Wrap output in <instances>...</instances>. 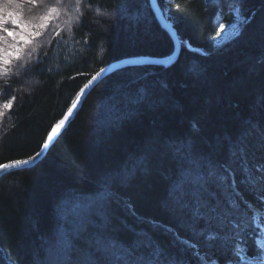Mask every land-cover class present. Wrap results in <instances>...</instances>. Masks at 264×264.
<instances>
[{
    "label": "trees",
    "instance_id": "1",
    "mask_svg": "<svg viewBox=\"0 0 264 264\" xmlns=\"http://www.w3.org/2000/svg\"><path fill=\"white\" fill-rule=\"evenodd\" d=\"M158 1L182 40L177 59L111 73L41 160L0 177V264H37L61 226L63 264L260 256L264 220L252 207L264 208V183L255 182L264 166V0ZM234 21L240 33L218 44L219 25ZM47 35L0 73V164L35 156L108 63L174 49L149 0H84L77 19ZM97 120L110 124L97 130ZM209 172L225 219L210 220L194 195L197 175Z\"/></svg>",
    "mask_w": 264,
    "mask_h": 264
},
{
    "label": "snow or ice",
    "instance_id": "2",
    "mask_svg": "<svg viewBox=\"0 0 264 264\" xmlns=\"http://www.w3.org/2000/svg\"><path fill=\"white\" fill-rule=\"evenodd\" d=\"M84 0H75L76 5L79 6L83 4ZM23 3L32 4L33 6L38 7L40 4L44 3V0H3L0 3V32L6 33V35L0 36V41H7L9 37H14L20 35L19 32L14 30H10L9 28L5 27V25L9 24V22L15 26L16 28L19 27H27L26 24H22L21 21V13L18 11H10L9 9H20ZM63 3V0H56L55 4L47 6V10L45 13L37 17L36 19L39 20V23L36 25L37 31L31 33L33 36L41 35V32L44 28L48 26L49 21L54 18L58 17L61 14V7L60 5ZM224 24L219 25V31H224L225 29ZM30 41L25 40L24 45L21 47H17L15 44L11 46V50L7 45L0 46V73L7 75L11 71V65L13 63V57L16 60L22 58L24 54V48L28 46ZM105 69L101 68L95 75L92 76V80H96ZM79 100V96L76 98ZM15 97H12L6 103L3 104V108L11 109L13 105V101ZM76 107V101L72 102V106L68 108L67 115H64L62 119H60L52 128L51 132L48 136V139L51 140L54 136H56L57 132L64 126L65 122L68 120V117L72 115V110ZM34 159V158H30ZM191 165H196L197 162L195 160L189 161ZM29 163V160H14L10 163H2L0 164V171L5 169H14L19 168L21 165H25ZM258 173H261L257 177H255V182L257 183H264V166L258 167L256 169ZM197 179L199 184L196 187V191L194 195L196 199L199 201L200 207L206 210V215L209 216V219H216L221 220L227 218L228 211L226 210L221 204L213 203V194L209 191L210 185L212 183V173L209 172L206 176L203 174H198ZM251 180V178H249ZM191 182H189V188H191ZM264 195V194H262ZM239 227V224L236 225ZM240 259L235 261V264H240ZM112 264H145V262L141 260H124L122 257L116 258V260L112 261Z\"/></svg>",
    "mask_w": 264,
    "mask_h": 264
},
{
    "label": "rangeland",
    "instance_id": "3",
    "mask_svg": "<svg viewBox=\"0 0 264 264\" xmlns=\"http://www.w3.org/2000/svg\"><path fill=\"white\" fill-rule=\"evenodd\" d=\"M3 0H0V3H2ZM56 0H44L43 4H40L38 7L33 6L32 4H28V3H23L22 7L20 9H9L10 11H18L19 13H21V21L22 24H26L27 27H19L16 28L15 26H13L10 22L9 24L5 25V27L9 28L10 30H14L16 32H19L20 35L14 36V37H9L7 41H0V46H4L7 45L9 47V49L11 50V46L13 44H15L18 48L24 45V41L28 40L30 41V43L28 44V46L26 48H24V54L26 51H28L30 48H33L34 51L36 48L41 47L40 44H42L45 40L44 34H48L47 35V39H49V35L52 34L53 29L57 28V26L60 25H67V22L71 20V17H73V19H77L78 15H79V10H78V6L75 3V0H63V3L60 5L61 7V14L58 17H54L52 18L49 23L48 26L46 28H44L41 32V35L39 36H33L31 35V33L37 31L38 29L36 28V25L39 23V20L36 19L37 17L42 16L45 11L47 10V6L49 5H53L55 4ZM84 5L81 4L79 6L82 7ZM234 5H232L231 3L229 4V9H231ZM226 8V7H225ZM165 11V10H164ZM238 16H236L235 18H237ZM60 19V20H58ZM240 23H238L237 21H234L233 23L229 24L228 26L225 27L224 31H222L221 37H219V39L217 40V43L220 44L222 41L224 40H229L231 37L237 36L240 33ZM6 35V33L0 32V36ZM186 48L188 49H193L192 47H190L189 45L186 44ZM33 51V52H34ZM15 61H17L15 59V57H13ZM97 124V130H100L101 128L103 129L104 127H106L108 124H110V122H108V120L106 121H96ZM128 173L126 171H123L120 174V179L122 181H124V178H127ZM122 177V178H121ZM72 205L71 210L72 213H76L77 214V210L80 207V203H70ZM87 204L91 205L90 201H87ZM101 203H99L100 206ZM97 207V206H95ZM101 207V211L100 209L97 211L98 215L102 217L103 215V211H102V206ZM101 213V214H100ZM257 214V212H256ZM258 215V214H257ZM259 216V215H258ZM264 220V218H263ZM73 228H79L80 225L82 224V220H75L73 223ZM262 229V235L264 234V222H263V226H261ZM74 230H72L71 234L73 233ZM78 231V230H77ZM57 238L52 241V243H47V241H44L45 244H43V251H44V256L42 258V260L37 259V264H63L64 263V259H65V255H66V251L68 249V243L66 242V236H67V232L65 229V226H61V232L59 231L57 233ZM97 244L102 245V247H106L108 244H105L102 241H96ZM258 246L261 248L260 250V256H257L256 258L249 259V257H247L245 255V253L240 252V256L242 257V259H240V264H264V235L261 239H258ZM107 251H109L107 249ZM113 251V250H112ZM111 253V252H109ZM115 253V252H114ZM207 264H216V263H207Z\"/></svg>",
    "mask_w": 264,
    "mask_h": 264
},
{
    "label": "water",
    "instance_id": "4",
    "mask_svg": "<svg viewBox=\"0 0 264 264\" xmlns=\"http://www.w3.org/2000/svg\"><path fill=\"white\" fill-rule=\"evenodd\" d=\"M149 4L151 7V10L153 11L155 18L157 19L158 23L161 25L162 28H164L171 36L173 40L174 49L173 52L164 57H150V56H132V57H126L122 60L109 63L103 69H105L104 72L100 74V76L96 80H92L91 78L88 80V82L82 87L81 91L79 92V100L75 99L76 101V107L72 110V115L68 117V120L65 122L64 126L57 132L56 136H54L51 140L47 138L45 139V142L43 143L41 150L33 157L34 159H25L29 160V163L25 165H21L19 168L14 169H5L3 171H0V177L4 175L7 172H10L12 170L20 169V168H26L30 167L34 164H36L39 160H41L46 153L48 152L51 145L56 141L58 136L61 134V132L68 127V125L73 121L75 118L77 112L81 108L85 98L87 95L93 90L95 86H97L105 77L110 75L111 73L131 66H141V65H147V64H153V65H161V66H168L172 64L178 57L181 48H182V40L179 38V35L177 33V30L175 29L173 23L169 20L168 16L166 15L164 9L161 7L158 0H149ZM98 72V71H97ZM96 74V73H95ZM94 74V75H95ZM72 106V104H71ZM70 106V107H71ZM69 107V108H70ZM64 115H67V111ZM64 117V116H63ZM62 117V118H63ZM61 118V119H62ZM56 124V123H55ZM54 124V125H55ZM254 210H257L254 208ZM257 212L261 215H264V212L257 210Z\"/></svg>",
    "mask_w": 264,
    "mask_h": 264
},
{
    "label": "bare ground",
    "instance_id": "5",
    "mask_svg": "<svg viewBox=\"0 0 264 264\" xmlns=\"http://www.w3.org/2000/svg\"><path fill=\"white\" fill-rule=\"evenodd\" d=\"M221 34H222V32H221ZM187 45H189V44H187ZM189 46H190V45H189ZM190 47H191V46H190ZM190 49H191V48H190ZM191 50H193V49H191ZM122 59H123V58H119V59H116V60H114V61H112V62H110V63H113V62H116V61H119V60H122ZM108 64H109V63H108ZM108 64H107V65H108ZM105 66H106V65H105ZM105 66H104V67H105ZM102 68H103V67H102ZM98 71H99V70H98Z\"/></svg>",
    "mask_w": 264,
    "mask_h": 264
}]
</instances>
